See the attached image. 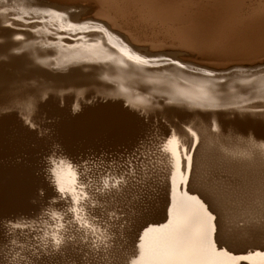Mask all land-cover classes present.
<instances>
[{"label": "rangeland", "instance_id": "1", "mask_svg": "<svg viewBox=\"0 0 264 264\" xmlns=\"http://www.w3.org/2000/svg\"><path fill=\"white\" fill-rule=\"evenodd\" d=\"M89 11L88 5L82 3L0 0V117L20 113L28 127L38 128L31 114V104L33 110H38L39 106L54 98L59 102L57 105H68L72 113L77 114L84 106L112 101L121 102L128 110L145 118L150 130L135 145L130 140L116 144L112 141L111 145V140L102 138L93 139L95 143L91 140L84 144L85 147L82 143L81 153L78 151L80 155H72L59 148L47 153L41 170L50 186V195L40 190V196L45 195V199H38L34 204L37 209L1 220L0 264H131L136 256V238L129 241V226L145 216L157 196L162 195L165 202L174 196L177 198L178 191L182 192L184 187L182 178L187 171L191 173L195 160L192 155L200 145L196 126L191 121L178 120L175 115L174 119L168 120L169 115L189 114L200 121L207 120L211 132H220L225 119L253 117L264 111V101L261 100L217 101L196 97V92L190 90L187 93L184 87L191 86L186 83L198 82L199 79L211 81L212 78H202L213 77L211 73L183 65L170 54L149 56L145 51L133 48L126 36L116 35L106 23L88 17ZM97 46L102 51H93ZM195 55L180 53L185 58L190 56L189 59L204 61L198 58L200 55ZM250 75H242L238 81L248 78L253 81L252 87L259 84V92L264 93V74ZM180 82L184 84H178ZM88 84H99L106 89H81ZM175 84L183 91L174 88ZM210 85H213L211 90L215 88V84ZM220 88L232 92L252 91L248 83L233 82ZM19 102L20 106L17 105ZM43 117L39 119L43 126L52 122L51 118L46 117V121ZM175 121L178 122L172 123ZM164 124H169V127L157 131V127ZM44 127L46 132L51 129ZM253 138V142H247L251 144L241 145L240 158L252 150L264 148V137L253 135ZM50 142L41 147L40 155L49 148ZM37 153L34 156H40ZM177 153L181 157H177ZM243 153L246 154L243 156ZM187 158L193 160H188L190 166ZM179 161L181 170L177 165ZM183 167L185 174L182 173ZM213 168L211 171L215 175L217 171L214 169V173ZM214 186L217 187L216 184ZM263 195L258 196L256 203L255 200L251 202L249 208L252 209L247 208L250 215L245 211V218L242 214L235 219L233 223L237 227L263 221ZM257 217L261 221H255ZM256 254L263 255L264 248H254L234 256L240 257L239 263L251 264L248 258Z\"/></svg>", "mask_w": 264, "mask_h": 264}, {"label": "bare ground", "instance_id": "2", "mask_svg": "<svg viewBox=\"0 0 264 264\" xmlns=\"http://www.w3.org/2000/svg\"><path fill=\"white\" fill-rule=\"evenodd\" d=\"M54 1L88 5L91 13L88 17L106 23L112 33L126 36L133 48L143 50L149 56L170 54L177 57L183 65L211 73L213 77H202L212 78L211 81L199 79L198 82L186 83L191 86L184 87L187 93L196 92V97L212 98L217 101H264V93L259 92V84L252 87L253 81L248 78L242 79V82L238 81L239 77L245 74H264V0ZM99 50H101L99 46L93 49V51ZM183 51L190 55L196 53L200 55L198 58L201 57L204 61L198 62L189 59L190 56L188 58L180 56ZM76 73L80 74L78 71ZM220 78L225 80L219 81ZM232 81L248 83L252 91L232 92L220 88L233 83ZM210 84H215V88L211 90L213 85ZM82 87L106 89L99 84L92 86L88 84V87L83 85L81 89ZM174 88L183 91L177 84ZM23 95L26 96L25 93ZM27 95L30 99L29 92ZM4 97L6 98L5 93ZM58 103L57 99L51 98L47 103L39 106L38 110H33V105H30L32 110L30 113L33 114L38 128L28 127L21 119L20 113L0 117V222L6 217L37 209L34 204L40 198L43 201L45 199V195L40 196V190H45L46 194L50 195L51 189L42 176L41 165L46 154L51 150L59 148L72 155H80L79 150L84 144L102 138L111 140V145L112 141L116 144L119 141L122 143L123 140H130L131 144L135 145L140 138L147 135V130L150 128L149 124L145 123V118L128 110L121 102L91 103L92 105L84 106V109L77 114L72 113L68 105L59 106ZM42 115L52 119L50 124L44 123L46 124L44 126L51 128L48 132L39 120ZM173 115L178 120H189L196 126L201 140L200 145L196 147L195 155H192L195 156V160L192 163L193 167L190 168L191 173L190 170L187 171L188 165L185 168L186 174L183 172L184 167L182 169L185 175L182 178L184 185L181 184L184 187L181 185L183 187L181 192V186H178L180 191L177 198L175 199L174 196V199L173 197L168 199L167 203L162 200V195H159L154 198L150 207H146L148 211L144 213L145 216L134 222L131 219L133 223L129 226V241L136 238V256L131 264H248L239 263L240 257L234 255L254 248H264V219L261 221L257 217L258 220L255 221L261 222L252 226H248L247 223L237 227L233 222L244 214L247 208L252 209L249 208L251 202L255 200L256 203L258 196L264 194V148L260 146L261 150H252L254 152L247 153L248 155L243 153V156L244 154L247 156L242 158L238 153L241 145L249 141L253 142L251 140L254 139L253 135L264 137V111L253 117L225 119L222 121L220 132H211L207 120L200 121L198 118L190 117L189 114L172 113L168 120L174 119ZM46 117H43L44 120ZM176 122L178 121L172 123ZM168 127L169 124L161 125L157 127V131ZM49 141H51L49 148H45L46 150L40 155L41 152L38 151ZM29 144L33 146L30 147ZM109 145L107 144L108 147ZM172 148L175 150L173 145ZM104 150L103 152L108 149ZM114 151L117 152L116 148ZM35 153L40 156L37 158L34 156ZM176 156L181 157L178 153ZM188 160L192 159L187 158ZM177 165L179 168L180 161ZM178 168L176 166L175 169ZM212 168L217 174H213ZM172 186L175 188V184ZM263 212L261 214H264ZM248 262L264 263V254L250 256Z\"/></svg>", "mask_w": 264, "mask_h": 264}, {"label": "snow or ice", "instance_id": "3", "mask_svg": "<svg viewBox=\"0 0 264 264\" xmlns=\"http://www.w3.org/2000/svg\"><path fill=\"white\" fill-rule=\"evenodd\" d=\"M210 215V214H209ZM57 244H59V241H57Z\"/></svg>", "mask_w": 264, "mask_h": 264}]
</instances>
